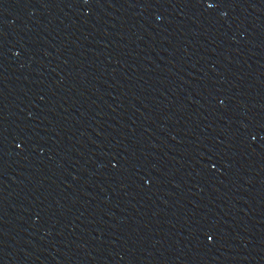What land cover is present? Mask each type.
I'll use <instances>...</instances> for the list:
<instances>
[{
  "label": "water",
  "instance_id": "1",
  "mask_svg": "<svg viewBox=\"0 0 264 264\" xmlns=\"http://www.w3.org/2000/svg\"><path fill=\"white\" fill-rule=\"evenodd\" d=\"M0 264H264V0H0Z\"/></svg>",
  "mask_w": 264,
  "mask_h": 264
}]
</instances>
